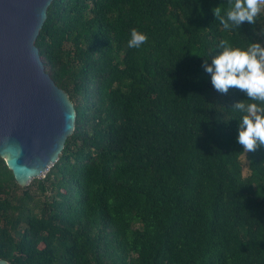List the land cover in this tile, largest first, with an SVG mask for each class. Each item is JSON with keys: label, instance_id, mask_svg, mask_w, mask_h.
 I'll return each mask as SVG.
<instances>
[{"label": "trees", "instance_id": "trees-1", "mask_svg": "<svg viewBox=\"0 0 264 264\" xmlns=\"http://www.w3.org/2000/svg\"><path fill=\"white\" fill-rule=\"evenodd\" d=\"M217 6L223 15L231 2H52L36 45L76 126L27 187L0 157V259L264 264V146L244 151L232 108L253 101L215 90L202 67L221 40L264 42V11L225 29ZM132 28L148 36L139 48Z\"/></svg>", "mask_w": 264, "mask_h": 264}, {"label": "water", "instance_id": "water-1", "mask_svg": "<svg viewBox=\"0 0 264 264\" xmlns=\"http://www.w3.org/2000/svg\"><path fill=\"white\" fill-rule=\"evenodd\" d=\"M53 1L0 0V157L21 187L55 165L76 126L75 105L36 45Z\"/></svg>", "mask_w": 264, "mask_h": 264}, {"label": "clouds", "instance_id": "clouds-1", "mask_svg": "<svg viewBox=\"0 0 264 264\" xmlns=\"http://www.w3.org/2000/svg\"><path fill=\"white\" fill-rule=\"evenodd\" d=\"M230 2L231 6L223 15L219 6L213 8L216 19L225 29L241 27L245 21L253 25L264 11V0ZM147 39L146 33L132 28L127 44L130 48H139ZM218 47L221 50L210 59L205 58L202 67L210 74V82L215 90L227 93L234 87L253 101L245 103L244 99L239 100L232 108L241 113L237 142L243 145L246 152L255 150L264 146V42L254 39L247 47H233L221 40Z\"/></svg>", "mask_w": 264, "mask_h": 264}, {"label": "rangeland", "instance_id": "rangeland-1", "mask_svg": "<svg viewBox=\"0 0 264 264\" xmlns=\"http://www.w3.org/2000/svg\"><path fill=\"white\" fill-rule=\"evenodd\" d=\"M243 163H244V174L246 175L247 173H248V158H247V155H244V157H243ZM50 169V168H49ZM49 171V170H48ZM47 171V172H48ZM47 172L45 173V175H43L41 178H44L45 176H46V174H47ZM41 178H38V179H41ZM33 189H35V187H33Z\"/></svg>", "mask_w": 264, "mask_h": 264}, {"label": "bare ground", "instance_id": "bare-ground-1", "mask_svg": "<svg viewBox=\"0 0 264 264\" xmlns=\"http://www.w3.org/2000/svg\"><path fill=\"white\" fill-rule=\"evenodd\" d=\"M47 171H48V170H47ZM47 171H46V172H47ZM46 172H45V173H46ZM45 173H44L43 175H45ZM43 175H41V177H42Z\"/></svg>", "mask_w": 264, "mask_h": 264}]
</instances>
